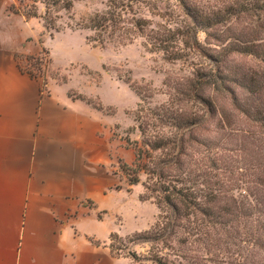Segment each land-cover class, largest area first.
<instances>
[{"label":"trees","instance_id":"16d2710c","mask_svg":"<svg viewBox=\"0 0 264 264\" xmlns=\"http://www.w3.org/2000/svg\"><path fill=\"white\" fill-rule=\"evenodd\" d=\"M33 2L28 11L17 4L10 10L45 19L38 2L46 13L50 5L73 8V0ZM77 27L92 32L86 39L93 45L143 38L146 50L168 61L191 54L202 60L188 74L166 72L160 91L168 99L159 106L146 103L157 88L135 87L142 101L129 130L142 136L124 138L134 161H120L119 171L130 185L144 186L140 198L152 199L159 214L148 230L127 238L112 232L113 255L121 256L116 240L123 249L141 239L153 264H264V0H108ZM45 52L25 59L40 67ZM23 58L16 55L21 69Z\"/></svg>","mask_w":264,"mask_h":264},{"label":"crops","instance_id":"0c3cea01","mask_svg":"<svg viewBox=\"0 0 264 264\" xmlns=\"http://www.w3.org/2000/svg\"><path fill=\"white\" fill-rule=\"evenodd\" d=\"M18 1L0 0V264H133L111 251L109 212L99 217L124 192L112 116L70 96L81 92L72 81L45 77L42 91L20 68L16 55L42 50L44 26L10 10Z\"/></svg>","mask_w":264,"mask_h":264},{"label":"rangeland","instance_id":"374dc122","mask_svg":"<svg viewBox=\"0 0 264 264\" xmlns=\"http://www.w3.org/2000/svg\"><path fill=\"white\" fill-rule=\"evenodd\" d=\"M107 1L73 0L70 12L50 5L49 13H46L44 3L38 2L39 12L46 17H38L40 24L44 26L38 44L40 42L46 52L40 67L33 63L35 61L25 59L29 55H23L22 63L28 68H35L34 70L46 79L59 83L72 81V84L81 90H71L75 96L82 94L91 97L95 104L102 102L104 106L111 107L99 111L112 116L110 139L118 142V155H113L112 170L118 173L115 174L116 186L123 188L124 192L112 194L107 200L110 211L104 209L99 214L103 219L109 212L106 224H115V231L127 238L136 232L150 229L159 214V209L152 199L140 198L145 192L144 186L141 183L130 185L126 176L119 171L120 161L128 164L134 161V151L126 145L124 138L130 136L132 139H141L142 136L139 130H129L136 126L134 112L142 101L135 87L137 84L149 83L157 88L159 91L155 96L147 98L146 103L153 107L159 106L168 99V96L160 91L166 72L188 74L193 66L202 60L191 54L181 60L168 61L162 53L146 50L142 45L143 38L126 45L108 43L101 46L88 42L86 38L92 32L78 28L77 24L97 12L104 11ZM33 3V0H19L17 5L23 11H28ZM52 19L54 23L50 25ZM36 40H32V44ZM141 178L145 181V174L141 173ZM114 244V251L120 255H129L133 264H153L146 259L150 248L148 242L141 239L126 242L123 249H117L118 240ZM129 250L137 252L141 260H134Z\"/></svg>","mask_w":264,"mask_h":264},{"label":"built area","instance_id":"2783aa9c","mask_svg":"<svg viewBox=\"0 0 264 264\" xmlns=\"http://www.w3.org/2000/svg\"><path fill=\"white\" fill-rule=\"evenodd\" d=\"M22 70L31 74L32 76L36 78L42 79V91L46 90V83H45L44 77H42V75L39 72L35 71L34 69L28 68L27 66H24V65L22 67Z\"/></svg>","mask_w":264,"mask_h":264}]
</instances>
